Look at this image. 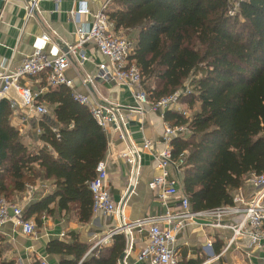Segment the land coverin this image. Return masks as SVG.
Here are the masks:
<instances>
[{"label":"trees","instance_id":"16d2710c","mask_svg":"<svg viewBox=\"0 0 264 264\" xmlns=\"http://www.w3.org/2000/svg\"><path fill=\"white\" fill-rule=\"evenodd\" d=\"M108 12L114 31L130 35L133 61L150 102L191 88L181 102L189 118L168 110L165 124L186 126L188 134L172 140V155L184 165L182 194L193 212L232 203V196L251 175L264 174V0H112ZM46 88L37 102L49 109L40 119L31 150L10 125L9 101L0 100V197L11 201L37 180L53 192L25 211L24 219L40 218L77 206L79 223L92 217L88 185L104 160L108 136L89 111L75 102L66 87ZM36 80V79H31ZM264 227V226H263ZM70 242L52 240L46 254L60 264H118L127 249L124 234L112 237L88 255L74 235ZM221 245H215L218 255ZM199 261L195 264H201ZM10 264V263H2ZM37 264H40L39 262ZM220 264V263H219Z\"/></svg>","mask_w":264,"mask_h":264},{"label":"built area","instance_id":"2783aa9c","mask_svg":"<svg viewBox=\"0 0 264 264\" xmlns=\"http://www.w3.org/2000/svg\"><path fill=\"white\" fill-rule=\"evenodd\" d=\"M40 1L27 0L24 7L25 23L39 14ZM50 1L57 10L62 3V0ZM94 1L81 0L68 12L75 26L76 42L73 45H66L63 53L57 57H49L37 50L25 58L18 68L0 72V100L8 101L7 94L15 91L27 116L47 117L50 114L49 109L37 102V97L46 88L34 92L23 83L28 79H39L44 75L47 88L70 89L73 100L89 111L99 127L106 133L109 130L114 131L124 144L123 151L115 156L128 165L129 186H132L138 181L140 157L129 130V117L138 115L142 118L148 111L156 113L163 119V114L168 110H174L183 117H187V113L182 112L179 105L182 97L191 93V88L186 85L184 89L163 97L155 103L150 102L141 87V77L137 67L133 61L129 60L133 50L132 41L121 33L115 32L113 24L109 21L107 14L111 10L112 0L96 3V10L92 12L89 4L91 2L93 4ZM228 1L233 5L230 14L234 15L238 3L236 0ZM87 17H91L90 23L86 22ZM42 40L47 42L49 38L43 35ZM87 45H92L96 49L102 61L96 66V74L85 75L84 81L89 85L98 81L105 85L126 88L135 102L134 107L127 109V116L120 106L73 91V83L66 77V71L74 63L83 66L90 61L86 52ZM9 103L11 108L15 107L14 103L10 101ZM186 134H188L186 126L165 124L158 141V145L162 146L161 149H156L150 141L143 140L142 149L150 154L159 171L158 175L148 183V188L157 202L165 208V213L158 217L126 221L120 207L112 199L104 160L97 164L94 179L88 185L93 200L92 215L119 219L118 226L110 230L98 244L106 245L113 236L124 234L128 239V248L124 252L123 260L118 264H129L127 258L132 252L135 237H145L147 244L136 255L137 263L177 264L175 254L178 236L189 225H198L199 220H205L207 223L204 225L211 229L230 232L224 253L242 240L247 243L249 249L263 254L264 264V174L249 177L248 184L254 189L249 198H246L239 189L232 196L231 205L211 211L193 212L188 199L183 194L178 197L177 179L171 175L173 171L180 176L181 167L184 165L183 156L178 160L173 158L171 142ZM33 190L34 186L26 188L28 193ZM24 214L22 207L0 197V227L6 223H12L21 230L23 235L32 236L36 225L34 221L24 219ZM206 247L211 249L212 243L208 241ZM40 264L49 263L40 261Z\"/></svg>","mask_w":264,"mask_h":264},{"label":"crops","instance_id":"0c3cea01","mask_svg":"<svg viewBox=\"0 0 264 264\" xmlns=\"http://www.w3.org/2000/svg\"><path fill=\"white\" fill-rule=\"evenodd\" d=\"M79 1L81 0H62L57 10L50 0H41L39 14L25 23L24 7L27 0H0V72L5 69L18 68L23 60L34 51L39 50L49 57H57L64 52L66 45H73L76 42L75 26L68 12L75 8ZM100 1L102 0H95L93 4L91 2L90 11L94 12L95 4ZM111 9H114L113 3ZM85 20L90 23L91 17ZM43 35H47L49 41H43ZM86 52L90 57L89 62L83 66L74 63L66 71V77L73 83V91L81 95L92 96L99 101L107 100L112 105L120 106L126 115L127 109L135 106L134 99L126 88L105 85L98 81L89 85L84 81L85 75L96 74V66L102 61V57L92 45H87ZM40 81V79L34 81L28 79L23 84L32 91L38 92L43 89H39ZM7 98L15 104V107L11 108L10 125L19 132L22 141L31 150L42 148L43 144L36 139V135L39 133L38 123L44 117L27 116L15 91H10ZM179 108L187 113L186 118L192 115L191 110L184 103L181 102ZM164 126L163 119L156 113L147 111L142 118L138 115L129 117V130L140 157L138 181L132 186H129L128 165L124 160L117 159L115 156L123 151L125 146L114 131L107 132L108 150L104 162L110 192L112 199L118 204L128 222L145 217H158L165 213V208L157 202L148 188V183L158 175L159 171L150 154L142 149L143 140L150 141L156 149L162 148L158 145V141L162 136ZM174 173L171 171V175L177 179L178 197H180L182 195L181 178L176 173L175 176ZM53 190L54 187L50 182L37 180L31 193L14 194L11 201L22 207L25 213L31 204L39 202L50 195ZM240 190L246 198L254 192L248 182ZM49 208L51 213L42 216L44 218H40L39 224L34 217L29 219L36 225L32 236L23 235L21 230L12 223H6L0 227V264H37L40 261L60 264L59 257L46 254L47 246L49 242L56 239L70 242V235H74L79 243L88 247V255L99 246V241L119 223L118 218L92 215L88 223L81 224L78 219L77 206L74 204L71 205L69 211H59L57 201ZM206 223L205 220H199L198 225H189L178 236L175 254L177 264H195L199 261H202L201 264H263V254L249 249L247 243L242 240L224 253L230 232L211 229L204 225ZM126 241L128 248L127 238ZM208 241L212 243L211 249L206 247ZM110 243L111 241L108 244ZM217 243L221 245V251L215 255L214 250ZM146 244L145 237H135L132 252L127 258L129 264H140L135 261V257Z\"/></svg>","mask_w":264,"mask_h":264},{"label":"rangeland","instance_id":"374dc122","mask_svg":"<svg viewBox=\"0 0 264 264\" xmlns=\"http://www.w3.org/2000/svg\"><path fill=\"white\" fill-rule=\"evenodd\" d=\"M121 35L125 36V37L128 38V39L130 38V35H128V34H126V33H125V34H124V33H121ZM186 85H187V84H186Z\"/></svg>","mask_w":264,"mask_h":264},{"label":"water","instance_id":"95a60500","mask_svg":"<svg viewBox=\"0 0 264 264\" xmlns=\"http://www.w3.org/2000/svg\"><path fill=\"white\" fill-rule=\"evenodd\" d=\"M130 191H131V189L129 188V192H130ZM123 258H124V254L121 255V257H120V261H122Z\"/></svg>","mask_w":264,"mask_h":264}]
</instances>
